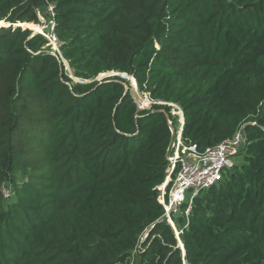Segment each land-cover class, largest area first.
<instances>
[{
	"label": "trees",
	"instance_id": "trees-1",
	"mask_svg": "<svg viewBox=\"0 0 264 264\" xmlns=\"http://www.w3.org/2000/svg\"><path fill=\"white\" fill-rule=\"evenodd\" d=\"M36 11L60 55L28 28L0 36V264H264V0H0V25ZM108 73L180 106L200 152L246 133L172 215L179 239L159 202L178 117Z\"/></svg>",
	"mask_w": 264,
	"mask_h": 264
},
{
	"label": "built area",
	"instance_id": "built-area-1",
	"mask_svg": "<svg viewBox=\"0 0 264 264\" xmlns=\"http://www.w3.org/2000/svg\"><path fill=\"white\" fill-rule=\"evenodd\" d=\"M49 11L52 17H54L53 6L49 8ZM49 23L55 26L53 20ZM33 32L35 34L40 33L43 36H46L52 46V54L56 55L58 53L60 55L59 47L61 45L52 31L51 33H47L45 30ZM64 63L67 69H69L67 63L65 61ZM138 92L139 90L137 86L136 93L139 100H136L135 98V101L140 111H151L154 105H164L170 106L172 108V116L178 117L179 126L177 130L173 127L172 121L168 119L173 136L169 157L171 167L170 175L165 184L160 188L159 196V202L165 209L163 219L167 220L176 230L174 222L172 221V215L179 213L180 207L187 204L185 211V215L187 216L192 207L194 198L201 191L207 190L223 180V174L238 164L236 158L239 152L246 148L248 138L244 129H241L232 138L225 140L213 148H208L205 151L200 152L196 145L186 144L182 138L185 117L180 106L174 103L155 101L150 98L149 94L144 93L139 95ZM170 183L172 186L167 194V186ZM176 236L179 237L177 230Z\"/></svg>",
	"mask_w": 264,
	"mask_h": 264
},
{
	"label": "rangeland",
	"instance_id": "rangeland-1",
	"mask_svg": "<svg viewBox=\"0 0 264 264\" xmlns=\"http://www.w3.org/2000/svg\"><path fill=\"white\" fill-rule=\"evenodd\" d=\"M37 12V15H38V19H39V21H40V23L39 24H36V23H26L27 25L28 24H30L29 25V27H27V26H25L24 24L25 23H19V22H15L14 23V27L13 28H17L18 26H20V27H22L23 29H25V28H28V29H30V30H33V31H44L45 30V32H47V33H51V31L52 32H54V28H55V26L54 25H52V24H49V19L48 18H46L44 15H43V13H41V12H39V11H36ZM48 13H50V11L48 10ZM47 13V14H48ZM49 16H52L51 15V13L49 14ZM1 22H3V23H6L8 26L10 25V23H7V22H5V21H1ZM8 26H2V25H0V30H5ZM49 35V34H48ZM46 37V36H45ZM47 38V37H46ZM49 40V39H48ZM67 70H69V69H67ZM113 75L114 76H121L122 78H124V79H126V78H128V79H130L131 77H129V76H125V75H121V74H113V73H108V74H105L104 76H100L99 77V79L100 80H102V79H105V78H108L109 76L110 77H113ZM123 76H125V77H123ZM98 79V80H99ZM75 80V79H74ZM76 81V80H75ZM131 87H132V95H133V97L134 98H136V100H139V98H138V95H137V93H136V87H134V84L131 82ZM138 94L139 95H142V93L139 91L138 92ZM143 97V96H142ZM243 156H244V149H242V151L241 152H239V154H238V156H237V158H236V161L239 163L240 161H241V159H243ZM147 238V235L146 236H144L143 237V239H142V241H144L145 239Z\"/></svg>",
	"mask_w": 264,
	"mask_h": 264
},
{
	"label": "water",
	"instance_id": "water-1",
	"mask_svg": "<svg viewBox=\"0 0 264 264\" xmlns=\"http://www.w3.org/2000/svg\"><path fill=\"white\" fill-rule=\"evenodd\" d=\"M15 22H16V20L14 22L10 23V25L5 30H0V36H6V35L10 34L12 32V30H14L13 27H14V23ZM116 74H118V73H116ZM121 75L127 76L126 74H121ZM129 80H131V82L134 84V79L133 78H130ZM135 84H137L136 81H135ZM161 112H165V111L161 110ZM177 238L179 239L178 236H177ZM181 248H182V246H181Z\"/></svg>",
	"mask_w": 264,
	"mask_h": 264
}]
</instances>
